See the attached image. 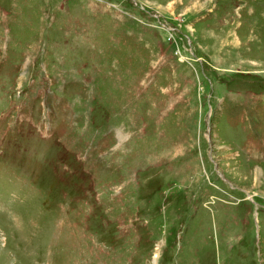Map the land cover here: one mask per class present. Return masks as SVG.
Segmentation results:
<instances>
[{"label":"rangeland","instance_id":"374dc122","mask_svg":"<svg viewBox=\"0 0 264 264\" xmlns=\"http://www.w3.org/2000/svg\"><path fill=\"white\" fill-rule=\"evenodd\" d=\"M0 264H264V0H0Z\"/></svg>","mask_w":264,"mask_h":264}]
</instances>
